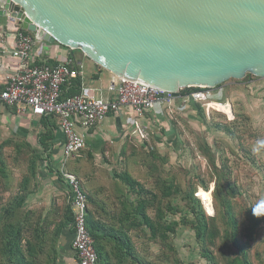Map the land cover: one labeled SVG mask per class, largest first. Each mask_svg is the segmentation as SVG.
<instances>
[{
  "label": "water",
  "instance_id": "obj_1",
  "mask_svg": "<svg viewBox=\"0 0 264 264\" xmlns=\"http://www.w3.org/2000/svg\"><path fill=\"white\" fill-rule=\"evenodd\" d=\"M0 16L167 91L264 78V0H0Z\"/></svg>",
  "mask_w": 264,
  "mask_h": 264
},
{
  "label": "rangeland",
  "instance_id": "obj_2",
  "mask_svg": "<svg viewBox=\"0 0 264 264\" xmlns=\"http://www.w3.org/2000/svg\"><path fill=\"white\" fill-rule=\"evenodd\" d=\"M253 77L257 76L247 74L243 79H229L221 84L243 82V90L240 87L233 90L234 94H238L234 97L233 106L231 102L218 105L229 114L220 110L202 113L194 108L186 111L176 109L161 122L144 117V121L134 126L131 136L129 134L123 140L116 161L112 163L113 168L109 169L111 175L130 170L147 189L156 191L159 177L173 178L175 183H180L181 190L172 199L177 210L170 218L179 221V225L168 240L169 246L150 241L141 232L140 236L136 232L132 234L139 253L153 264H210L202 256L195 230L183 222L186 216L189 217L184 196L193 188L196 190L195 195L202 198L205 213L217 216L221 231L225 228L221 217L224 201H231L240 224V239L250 241L249 252L253 263L264 264V221L253 229L251 236L248 231L253 207L258 202H264V148L259 152L253 151L257 140L264 139V92L248 86L247 81ZM242 101L245 104H241ZM217 125H227L231 130H219ZM143 129L146 130V138L141 135ZM21 141V138L3 137L0 133V167L4 171L0 170V208L15 195L19 183L28 172L32 155L27 153L29 149L22 144L18 147L17 143ZM115 144L113 141L108 146ZM102 155L106 156L105 153ZM93 158L85 154L86 167H92ZM73 162L72 158L65 161V168L74 170L71 167ZM80 164L79 159L76 161L77 170L82 168ZM216 180L218 190L214 193ZM201 190L208 196L201 195ZM167 201L163 200L164 203ZM34 205L26 208L45 211L56 209L55 219L62 217L66 211L65 201L55 207L46 203ZM207 207H213L212 211ZM220 240L217 239L218 243L213 249L221 264H224L225 258L236 249L226 241L229 249L219 251ZM170 246L173 248L170 249Z\"/></svg>",
  "mask_w": 264,
  "mask_h": 264
},
{
  "label": "trees",
  "instance_id": "obj_3",
  "mask_svg": "<svg viewBox=\"0 0 264 264\" xmlns=\"http://www.w3.org/2000/svg\"><path fill=\"white\" fill-rule=\"evenodd\" d=\"M23 30L29 32L24 28ZM73 60L75 65L76 61ZM51 64L57 63L51 62ZM80 92L81 77L79 76L64 86L63 95L70 96ZM191 106L196 111L207 112L200 103L194 102ZM211 111L216 110L212 109ZM154 117L155 113L153 112L147 115L149 120ZM41 120L45 129L40 134L37 144L42 147V151L35 150L33 144L26 139L17 143L18 147L19 144L27 147L29 149L27 153L32 156L29 159L28 172L19 183L18 191L0 208V264H59V242L66 231L71 235L72 247L74 215L69 201H66V211L64 210L62 217L58 216V219H55L56 209L45 211L44 209L26 208L40 164L51 157L49 151L53 146L56 131L60 129L59 118L56 114L42 115ZM217 129H223L226 132L231 130L227 125H217ZM5 142L9 143V141ZM78 157H75L77 160L72 158L74 162L71 167L74 170L70 172L80 179L84 189L79 173L80 169L76 168V161L80 158ZM0 170L3 171V167H0ZM57 173L60 181L65 182L60 167L57 169ZM115 175L123 190V193L118 197L116 213L112 214L111 212L110 219L105 218L104 221L96 217L92 210L89 209L88 212V228L95 239V246L99 254L98 264H153L139 253L132 234L136 232L140 236L141 232L147 235L150 241L169 246L168 240L179 225V221L170 218L177 210L172 199L180 192V183H175L173 178L159 177L156 180L158 185L156 191L147 189L139 179L131 174L130 170L115 173ZM215 183L214 193L218 190L217 180ZM193 189L187 191L184 196L187 200L189 217L186 216L183 222L195 230L202 256L210 264H221L213 249L219 238V240L221 239L219 251L224 252L229 249L226 241L236 249L232 251L231 256L225 258L224 264H254L249 252L250 241L240 239V224L231 201L227 199L224 201V211L221 217L224 219L225 228L221 231L217 224V216L205 213L202 198L195 195L196 190ZM84 191L86 192L85 189ZM88 198L91 199L89 196ZM164 199L168 201L164 203ZM207 208L212 211L213 207ZM249 218H251V223L248 231L251 236L253 229L264 221V216L257 217L251 214ZM230 250L232 249L230 248Z\"/></svg>",
  "mask_w": 264,
  "mask_h": 264
},
{
  "label": "built area",
  "instance_id": "obj_4",
  "mask_svg": "<svg viewBox=\"0 0 264 264\" xmlns=\"http://www.w3.org/2000/svg\"><path fill=\"white\" fill-rule=\"evenodd\" d=\"M41 43L35 34L26 32L22 26L17 30L10 53L18 61L19 67L9 77L8 84L0 87V112L5 106H14L19 112L30 111L37 116L58 115L64 135L61 173L68 187L69 203L74 215L72 250L76 264H98L95 239L88 228V195L80 179L68 171L64 164L68 159L79 156L86 147V138L79 128H90L123 109H131L135 115V126H138L141 118L148 113L185 109L194 102L202 104L209 112L215 109L229 114L218 107L228 102L215 100L214 88L207 86L185 87L172 92L124 77H116L110 85L109 89L115 93L113 99L85 88L78 94L64 96V86L74 78L82 77L83 70L70 60L53 65L39 59L40 52L36 48H40ZM141 135L146 138L145 129Z\"/></svg>",
  "mask_w": 264,
  "mask_h": 264
},
{
  "label": "crops",
  "instance_id": "obj_5",
  "mask_svg": "<svg viewBox=\"0 0 264 264\" xmlns=\"http://www.w3.org/2000/svg\"><path fill=\"white\" fill-rule=\"evenodd\" d=\"M17 22L10 21L7 17L0 16V87L3 88L8 84V79L18 70V61L10 53L14 47L16 32L21 27ZM39 46V45H38ZM37 46V47H38ZM39 50V59H44L48 63H59L70 60L74 63L76 61L77 67L83 70L81 77V91L82 88L87 91L94 90V92L101 96L113 99L115 93L111 91L110 85L116 76L109 70L96 64L89 57L85 55L80 49H71L59 43H41ZM36 53V52H35ZM74 57V58H72ZM75 64V66H76ZM74 65V64H73ZM248 86L256 87L258 90L264 92V78L253 77L248 82ZM243 90V82L232 81L224 85L214 88L213 98L218 101L234 103L233 90ZM98 95V94H97ZM236 95V96H235ZM264 98V95H263ZM241 104H245L242 101ZM227 105V103H226ZM191 105L185 109L190 110ZM169 110H162L155 114V119L160 122L167 116L168 113H174ZM147 117V116H146ZM144 117L140 121H144ZM135 126V115L131 109H123L118 113L109 115L106 119L90 128H79V131L84 134L86 138V147L81 151L79 159L81 161L80 175L82 184L89 199V209L95 212L96 217L103 219L109 218V214L116 213L118 206V197L123 193L119 180L115 173L110 174L109 169L113 168V161H116L119 154L120 146L123 140L130 134ZM45 129L42 124L41 116L32 114L30 111L19 112L14 106H5L0 112V133L1 136L8 138H21L30 141L35 150L42 151V147L37 144L38 138ZM129 136V137H130ZM54 143L50 149L51 157L44 160L39 167L37 178L32 185V193L28 198L27 206L35 204L34 206L46 203L55 207L63 201H69L68 187L65 182H61L57 169L62 165L63 159V141L64 135L61 129L56 131L54 136ZM115 142L111 147L108 143ZM92 155L94 162L92 167H86L84 160L85 154ZM105 153L106 156L101 154ZM77 158V157H76ZM73 158V159H76ZM72 159V160H73ZM38 202V203H37ZM59 264H76L74 251L71 247V235L66 231L59 242Z\"/></svg>",
  "mask_w": 264,
  "mask_h": 264
},
{
  "label": "clouds",
  "instance_id": "obj_6",
  "mask_svg": "<svg viewBox=\"0 0 264 264\" xmlns=\"http://www.w3.org/2000/svg\"><path fill=\"white\" fill-rule=\"evenodd\" d=\"M264 148V139H258L256 142V146L253 147V151L259 152L260 149ZM264 202H258L257 205L253 207L252 214L254 216H264Z\"/></svg>",
  "mask_w": 264,
  "mask_h": 264
},
{
  "label": "bare ground",
  "instance_id": "obj_7",
  "mask_svg": "<svg viewBox=\"0 0 264 264\" xmlns=\"http://www.w3.org/2000/svg\"><path fill=\"white\" fill-rule=\"evenodd\" d=\"M200 194H201V195H204V197H205V196H206V197L208 196V195L206 194V192H204L203 190H201Z\"/></svg>",
  "mask_w": 264,
  "mask_h": 264
}]
</instances>
